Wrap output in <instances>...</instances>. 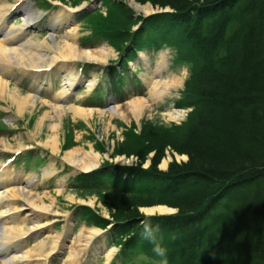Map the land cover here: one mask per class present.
I'll use <instances>...</instances> for the list:
<instances>
[{
  "label": "trees",
  "instance_id": "trees-1",
  "mask_svg": "<svg viewBox=\"0 0 264 264\" xmlns=\"http://www.w3.org/2000/svg\"><path fill=\"white\" fill-rule=\"evenodd\" d=\"M150 1L175 7L187 0ZM233 3L240 5L236 26L216 12L218 23L194 48L202 63L190 82L198 99L191 119L154 133L160 146L188 157L169 165L178 177L169 175L167 204L178 214L154 217L176 240L172 264H264V0ZM200 31L195 26L190 38Z\"/></svg>",
  "mask_w": 264,
  "mask_h": 264
},
{
  "label": "rangeland",
  "instance_id": "rangeland-1",
  "mask_svg": "<svg viewBox=\"0 0 264 264\" xmlns=\"http://www.w3.org/2000/svg\"><path fill=\"white\" fill-rule=\"evenodd\" d=\"M132 1L139 5H147V4L150 5V2L146 0H109L110 10L107 21L101 22L93 19L94 24L98 28L102 29L103 31H105L110 35L109 40H107L106 42H102L100 44H94V46L92 47V48L96 47L97 49L100 47L112 48L113 52L109 51L108 53V59L106 62L108 64H110V62L113 61L114 59L120 57L124 53V49L128 46L126 43H124V39H127L129 35H131L129 34L130 32L129 23L138 24L139 20L137 19V17L141 15L143 16L145 14L142 11H139L140 9L134 8ZM180 4L188 5L189 3H187V1L186 2L182 1L180 2ZM239 6L240 5L238 3H232L222 8L223 13L229 16L231 20L228 23L229 26L228 28H233L236 26V22L239 19L237 12ZM165 9L168 10V8L156 9L151 6L146 14L152 11L153 12L164 11ZM219 10L220 9H218L216 12H219ZM29 11L35 14L33 8H29ZM97 18L98 20H102L101 17H97ZM210 19L214 20L215 18L210 17ZM216 20L217 21L214 24H217L218 19L216 18ZM154 27H156L155 32H157V34H166L167 37L171 38L177 43H180L183 49L187 53H191L195 56L194 48L199 47V41L197 38L194 39L186 38L182 32L181 33L179 32L181 31L180 29L178 31L177 25H169L165 23L160 27L157 26ZM209 34H211L210 31L206 33V37ZM66 35L62 41H55L61 39V36L56 39L48 40V41H54L53 43H49V45L55 48L61 46L66 39ZM76 46L79 49L77 45V41H76ZM118 50H121V52L117 55L116 52ZM48 52L50 53V51ZM41 54L42 56H44L43 51H41ZM147 55L149 56V60H148L149 63H151L154 66L155 62L157 61V57H154L151 54H147ZM130 62L135 63L136 61L134 60ZM95 63L99 64L102 62L95 61ZM201 63L202 62L196 61L195 65L198 66L201 65ZM164 64L165 62L163 61V58L161 59L160 62L157 63L156 70L158 73L161 72V69ZM190 71H191L190 69H186V67L184 66L183 68H177L169 71L175 74L169 73L167 76L161 77L167 79L169 75H174L180 80V84L176 87H172L169 91L164 93L161 99H158L160 101L154 103V106L152 108L150 109L145 108L143 113L139 116L138 120H136L134 116H130L128 121H123L118 116L115 115L111 116L110 112H109L110 115L109 118V115H104L103 113L98 111L95 112L92 111L88 119H86L85 116H77L76 118L83 119L85 121L87 125V129L91 133L93 138L91 140L84 139L81 136V133L78 132L77 130L73 131L74 135L72 132H70V129L68 127V122L72 120L75 116H73V114L70 113L69 109H64V113L57 117L55 116L54 111H52V106H50V108L48 109V106L45 103H38L37 105L38 110H35L36 106H34L33 110L35 111H31L27 109L24 112V114H22L25 117L26 121L20 125L22 131L17 134L18 136H20V138H15L17 136L16 135L14 137H11L9 141L4 140L5 142L4 141L0 142V144L4 146L6 145V147L14 148L18 146V144L19 145L35 144L36 143L35 141H37L39 145L50 149V147L45 146L44 143L46 142L48 136L52 135V132L50 131L49 128L50 125H52V123H56L57 124L56 133L59 141L58 142L59 151H57L56 153H53L51 149H50L51 151L50 150L49 151L54 155H56L57 158L55 157L56 158L55 160L61 162L62 164H67V165L70 164L67 162L65 158V152L67 150H71L74 148H82L86 151L90 149L92 150L94 149L93 151L97 152L100 156L99 162L101 160H106V159H110L109 161L112 163H114V161L118 163L122 162L121 164L124 165L127 168V170L136 169L137 167L135 166V163H139L140 161L142 163L141 167L147 168L149 165L152 164L153 160L156 158V153L159 154L162 153L163 155L160 157L158 164L155 165V166H159V169L161 170H164L161 167V162L163 159L167 160V165H166L167 167L170 164H174V163L180 164L182 162L187 161L186 158H183L182 156L184 154H180L176 152L171 147L160 146L159 145L160 141L154 140V133L156 129L159 130L163 126L174 125V124H169L173 121H176L174 123H177L176 125H179L191 119L192 114L186 116L187 112L190 110L191 107L188 106L185 109L178 108L187 101V98L191 101L198 100L196 93L193 94L192 89L190 88V84L185 83L186 79L190 75ZM158 78L159 76H157L155 79ZM151 79H153V77H150L148 80V83H150L149 87L152 84ZM90 82L91 80L88 83ZM184 90H186L187 92V98L186 95L184 94ZM124 104L121 106H124ZM168 104L171 105L177 104L174 108H176L177 110H183L180 112L181 120L174 117H170L167 111H166L167 113L159 112L154 109L155 105H162L168 107ZM47 110L50 112L49 115L50 118L49 117L44 118L42 121H40V117H42L44 112ZM169 112H171V110ZM35 113L36 115L33 122L32 120H30L31 124L27 123V120L30 118V116ZM38 113L40 115H38ZM39 121L41 122L40 124L38 123ZM70 137H73L75 141H78V143L74 144L72 141H70ZM147 137H150L153 140V142L149 144L146 141ZM163 140L167 141V139H163ZM150 146L152 147V149H154L156 146L159 147L158 148L156 147L155 150H150ZM125 150H133L137 153V155H133V154L126 155ZM158 172L159 170L156 167H151L149 170L145 172L133 170L128 174V177L125 180V184L133 189L134 194H138L140 191H144V190L157 192L159 186H154L151 183L140 180L139 176L140 174H151V173L159 174ZM182 190L183 189H180V191ZM45 192H47L48 194ZM45 192H40V194L33 193L32 196L40 197L45 202L46 205H51L52 209H62L63 207H66L68 205L69 201L70 202L79 201L87 205L90 211H97L99 215L108 216L112 214V217L116 222L126 223L125 224L126 226L128 225L140 226L144 230L150 242L154 245L158 254H160L164 250L166 253H172L171 258L173 260V263L175 262L176 256H174V254L176 251V247L174 244L172 246V249L168 246L169 240L167 238V234L163 230H159L156 227L155 221L147 220L146 218L141 217V214L145 213L143 210L144 208L152 207L147 204L139 205L140 203L142 204L143 202H146L143 199L130 198L132 195L99 194L95 192L81 193V194H77V192L68 194V192H74V191H62L61 193L59 191L56 192L45 191ZM95 201H96V205L91 206L94 204ZM131 218H136V219L138 218V219L134 220L133 222H130ZM223 228L225 229L224 225ZM80 231H82L84 234L85 232L88 233L89 229H86V231L83 230ZM78 233H76V235ZM56 234L61 236L59 232H54L52 235H56ZM74 237L69 238V243ZM64 248L68 249V245L65 246ZM106 261H107V257H106Z\"/></svg>",
  "mask_w": 264,
  "mask_h": 264
},
{
  "label": "bare ground",
  "instance_id": "bare-ground-1",
  "mask_svg": "<svg viewBox=\"0 0 264 264\" xmlns=\"http://www.w3.org/2000/svg\"><path fill=\"white\" fill-rule=\"evenodd\" d=\"M133 2V1H132ZM133 6L136 9H140L143 12L147 13L150 9V5H139L135 2H133ZM9 11V7H2L0 8V28L2 27L7 14ZM14 30L12 28H9L7 30H2V37L0 38V58L6 60V61H15L18 64H24L27 67H35L38 66L39 64L45 63V60L48 58V61L46 64L54 62L56 57L62 56L66 57V59H87V60H92V61H97V62H105L108 59V53L109 51L113 52L111 48L108 47H100V48H95L94 49H78L76 46V39L74 38V34H67L66 39L64 43L61 46L58 47H53L48 44V51H50L51 56L50 57H44L41 54V49L38 48L37 51H31L30 49V44L28 43L27 45L22 44L20 46L14 47V43L12 42L15 35H14ZM3 46H10L14 47L11 49H6ZM64 69V78L70 79L71 81L73 80V74L69 67L65 65H61ZM67 81L62 87L59 89V91L56 93L57 98H63L70 89L71 81ZM152 84L148 89L149 92V97L150 101H157L158 99H161V97L169 91L172 87H176L180 84V80L174 76V75H169L167 79L161 78L159 76L158 79H151ZM93 81L91 80L90 83ZM89 83V84H90ZM8 81L4 80L3 77L0 75V91L5 94L9 99L13 100L17 111L19 113H24L27 109L33 111L34 104L33 101L30 99L29 96L27 95H22L19 94L15 89H11L8 86ZM144 98H136L131 100L130 102H127L124 104V106L117 105L113 107L110 110V115L111 116H118L121 118L123 121H128L130 116H134L136 120H138L139 116L143 113L144 109L149 107L150 104L146 103L144 101ZM69 109H71L74 113L75 116H85L86 119L89 118V116L92 113V110H84L79 107H74V106H69ZM52 111H54L55 116H60L61 114L64 113V108H62L58 104L52 105ZM102 113V112H101ZM50 112L47 110L44 112L43 116L40 117V121H42L44 118H50ZM170 117L178 118L179 114L176 113H170ZM169 117V116H168ZM176 120V119H175ZM38 122L39 124L41 122ZM50 131L52 132V135L48 136L46 139V142L44 143L45 146H49L50 149L52 150L53 153H56L59 151V146H58V137H57V124L52 123L50 125ZM3 141V140H0ZM5 142V141H4ZM6 146V145H5ZM22 146L18 144V148ZM94 150V149H93ZM92 149L86 151L82 148H74L71 150H67L65 152V158L68 163H70L72 166H76L82 169H89L99 163V154ZM183 158H186L185 155H182ZM123 160V159H122ZM169 161V160H168ZM167 165V160L163 159L161 162V167L165 168ZM4 169L6 171H1L0 172V177L3 178L7 176L8 174V164L5 165ZM28 192L27 194L23 192L25 190ZM10 194L14 197H22L23 199L26 200L25 209L26 212H28L30 215H32V223L31 226L27 225H8V226H3L1 230L5 235L11 234L7 237H4V239L1 242V244H8L7 248L4 251V254L8 256V258L13 261V262H22L24 261L30 251H25L19 253L17 250L18 244L14 242L13 239H16L18 237H21L25 235L27 232L33 230V228L41 226L40 220L41 218H44L46 216L45 212L51 211V205H46L45 202L38 196H32V194H29V187L27 186H22L20 190L16 189H11ZM35 207L40 210H44V213H35L32 211V208ZM19 209V208H16ZM145 213H163V212H169L172 209L166 207L165 205H154L152 207H147L143 209ZM87 235L89 237H93L94 235V230L89 229ZM52 240L49 245V250H46V246L43 242H40L36 245L35 250L38 252V256L40 257L39 259V264H43L44 260L49 258L53 252V250H56V248L59 246V240L60 237L58 234L56 235H51ZM84 234L82 231H79V233L72 238L71 242L72 245H74L76 242L83 240ZM87 240V238H85ZM86 247H80L79 248H73L68 245V252H67V258L66 261H70L73 263L74 261L73 258L76 259L77 254L79 252H83ZM110 255H107V261L109 260ZM65 261V264L68 262Z\"/></svg>",
  "mask_w": 264,
  "mask_h": 264
}]
</instances>
